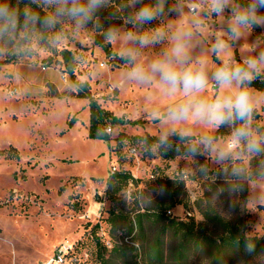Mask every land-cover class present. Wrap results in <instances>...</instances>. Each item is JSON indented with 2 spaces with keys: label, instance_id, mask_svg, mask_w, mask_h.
I'll use <instances>...</instances> for the list:
<instances>
[{
  "label": "rangeland",
  "instance_id": "374dc122",
  "mask_svg": "<svg viewBox=\"0 0 264 264\" xmlns=\"http://www.w3.org/2000/svg\"><path fill=\"white\" fill-rule=\"evenodd\" d=\"M167 1L166 9L189 2ZM191 5L198 8L207 28L194 38L191 53L195 58H206L211 72L220 62L208 49L223 28V18L205 17L201 0H191ZM45 6L49 18L55 17L59 5L54 0H45ZM133 8L137 10L136 6ZM184 11L189 14L188 8ZM179 22L180 17L166 14L149 25L132 27L129 31L147 32L161 27L170 32ZM49 29L56 52L32 43L30 57L0 65V264H43L59 245H72L79 249L81 256L88 250L94 258L89 235L92 226L98 224L101 240L105 243L109 240L104 219L111 204L104 196V189L111 166L130 171L139 180L137 187H128L127 194L135 189H145L156 173L170 179L176 174L182 175L191 201L202 193L198 182L186 178L192 172L190 157H176L174 161L164 163L144 156L139 146L126 144L121 152L124 162L120 164L117 160L114 147L119 133L160 136L167 129V125L153 116L155 112L162 113L170 103L159 85L125 81L124 74L129 65L116 64L93 44L90 24L77 26L72 18L65 16ZM259 29V37L252 31L234 49L238 61L247 51L245 45L259 42L257 51L264 50V27ZM118 30L121 38L111 41L110 45L119 58L125 48H139V45H131L123 39V33L127 32L124 27ZM167 47V41L144 47L139 49V58L148 63L163 55ZM62 49L73 53L76 79L86 81L97 103L124 122L111 130L109 141L87 137V100L66 96L75 88L63 73L58 55ZM213 57L218 62H214ZM3 58L4 52L0 51V61ZM214 91L210 82L208 94L212 95ZM253 93L264 96L254 90ZM262 105L264 102L257 105L260 118L252 124L258 135L261 134L258 127L264 128ZM71 119L73 124L69 127L67 122ZM136 121L139 124L133 123ZM192 128L194 136L208 132L199 126ZM227 131L229 133L230 129ZM225 136L217 139L222 140ZM10 148L17 151V158L7 157ZM251 157L242 159L246 166ZM209 159L211 168L217 165L213 158ZM256 196L264 197L263 179L248 183L245 205L250 235L261 236L264 199L256 201ZM185 212L183 210L179 218H185ZM191 215L197 221L201 219L197 212ZM89 264H95V258Z\"/></svg>",
  "mask_w": 264,
  "mask_h": 264
},
{
  "label": "trees",
  "instance_id": "16d2710c",
  "mask_svg": "<svg viewBox=\"0 0 264 264\" xmlns=\"http://www.w3.org/2000/svg\"><path fill=\"white\" fill-rule=\"evenodd\" d=\"M235 2L244 4L248 0ZM142 3L155 4L156 0H142ZM0 4L7 5L15 18L11 27L0 31V51L4 52L0 65L17 63L30 57L33 54L32 43L49 52H56L51 44L49 25L44 23L49 18L45 0H0ZM167 4L166 0L165 8ZM140 6L136 5V8ZM134 12L130 0H105L88 22L93 30V44L107 57L113 58L116 64L125 62L111 50V41L106 33L119 27L131 30L133 26L126 24L125 20ZM36 17L38 19H34ZM5 23L0 21V29ZM253 33L259 37V27ZM58 55L63 73L75 88L66 96L88 102L87 137L109 141L111 130L124 122L97 103L86 81L76 79L73 53L62 49ZM213 60L218 62L215 57ZM251 88L264 94V77L254 81ZM260 111L264 113V105ZM259 118L260 114L255 110L253 120ZM133 123L139 124L138 121ZM72 124V119L67 122L69 127ZM108 129L110 132H107ZM258 130L264 134L263 127L259 126ZM227 134V127L214 131L217 138ZM198 138L194 135L187 139L170 136L171 147L158 148L159 136L156 135H117L114 150L120 164L124 162L121 152L126 144L139 146L144 156L157 158L164 163L172 162L176 157L192 158V172L186 178L198 182L202 193L191 201L182 175L176 174L170 179L156 173L145 189H135L127 194L130 185L137 187L140 182L130 171L117 167L109 173L104 189V196L111 204L104 219L108 226L110 246L98 235V224L93 225L89 233L95 264H264V225L263 235H250L245 208L248 183L264 180V154L252 156L247 166L242 159H236L211 168L209 156L193 157L187 153L189 145L196 143ZM17 156V151L10 148L7 157ZM237 166L246 171L245 178L238 179L231 175L232 168ZM241 185L242 189L238 187ZM176 206L186 211L185 218L172 214ZM168 211L171 214H167ZM194 212L201 216L199 221L191 215ZM247 245H253L254 251L248 252ZM76 253L79 254L78 248ZM85 255L87 259H81L77 264L92 262L94 258L88 250H85Z\"/></svg>",
  "mask_w": 264,
  "mask_h": 264
},
{
  "label": "clouds",
  "instance_id": "9594fccd",
  "mask_svg": "<svg viewBox=\"0 0 264 264\" xmlns=\"http://www.w3.org/2000/svg\"><path fill=\"white\" fill-rule=\"evenodd\" d=\"M54 2L59 5L56 16L46 19V25H55L59 18L67 16L77 26H83L91 21L105 0ZM165 4L166 0H156L150 5L143 4L142 0H130L131 7L141 5L125 20L135 28L149 25L166 14H175L180 17V22L170 32L156 27L147 32L123 33L124 40L139 45V48L127 47L120 53L121 59L129 65L124 74L125 81L149 85L156 82L170 100L162 113H153L168 126L159 136L158 148L171 147L170 136L190 138L192 126H199L208 132L189 145L187 153L193 157L207 155L214 163L222 165L226 161L264 154V134L258 135L252 127L256 107L264 102V96L254 95L251 88L254 81L264 77V50L257 51L259 42H253L244 46L247 51L239 61L234 53L245 36L257 27H264V0H248L244 4L235 0H201L205 17L223 18V28L208 49L220 62L211 72L206 58H195L191 53L194 38L207 30L206 20L200 16L198 8L192 7L191 0L167 9ZM185 8L189 9V14L185 13ZM0 21L6 22L0 31H6L15 22L7 5L0 4ZM106 36L114 41L121 38V33L111 29ZM165 41L168 47L163 55L148 63L140 60L139 49ZM210 82L215 89L212 95L208 94ZM223 127L229 128L230 132L218 140L211 133ZM231 175L243 179L247 173L237 166L232 168ZM238 187L242 189L243 186ZM260 199L264 197H254L256 201ZM246 250L251 253L254 246L247 245Z\"/></svg>",
  "mask_w": 264,
  "mask_h": 264
},
{
  "label": "built area",
  "instance_id": "2783aa9c",
  "mask_svg": "<svg viewBox=\"0 0 264 264\" xmlns=\"http://www.w3.org/2000/svg\"><path fill=\"white\" fill-rule=\"evenodd\" d=\"M61 78L64 80V76H61ZM107 132H110V130L108 129ZM131 151L134 152V149ZM115 169V166H111V172ZM167 214H171V212L168 211ZM106 243L107 246H110L108 245V241ZM81 259H87L86 255L81 256L76 253V249L72 245H59L53 250L50 259L46 260L43 264H77Z\"/></svg>",
  "mask_w": 264,
  "mask_h": 264
},
{
  "label": "crops",
  "instance_id": "0c3cea01",
  "mask_svg": "<svg viewBox=\"0 0 264 264\" xmlns=\"http://www.w3.org/2000/svg\"><path fill=\"white\" fill-rule=\"evenodd\" d=\"M172 214H174L177 217H180V215L183 212V208L181 206H176L175 208L172 209Z\"/></svg>",
  "mask_w": 264,
  "mask_h": 264
},
{
  "label": "bare ground",
  "instance_id": "6f19581e",
  "mask_svg": "<svg viewBox=\"0 0 264 264\" xmlns=\"http://www.w3.org/2000/svg\"><path fill=\"white\" fill-rule=\"evenodd\" d=\"M110 244V243H109Z\"/></svg>",
  "mask_w": 264,
  "mask_h": 264
}]
</instances>
